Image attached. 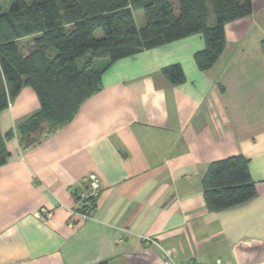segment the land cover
Returning <instances> with one entry per match:
<instances>
[{"label":"crops","instance_id":"obj_1","mask_svg":"<svg viewBox=\"0 0 264 264\" xmlns=\"http://www.w3.org/2000/svg\"><path fill=\"white\" fill-rule=\"evenodd\" d=\"M253 6L226 23L209 69L195 60L202 33L121 58L70 122L28 146L16 127L41 103L21 89L0 112L2 134L15 132L0 166V264H164L160 245L178 263L264 264V0ZM173 64L179 84L164 74ZM235 155L250 160L258 194L210 210L203 177ZM91 175L100 190L83 218Z\"/></svg>","mask_w":264,"mask_h":264},{"label":"trees","instance_id":"obj_2","mask_svg":"<svg viewBox=\"0 0 264 264\" xmlns=\"http://www.w3.org/2000/svg\"><path fill=\"white\" fill-rule=\"evenodd\" d=\"M5 1L0 0V112L25 86L35 90L41 103L16 127L23 146L37 141V134L47 128L70 122L83 102L101 90L105 71L121 58L202 33L205 47L195 53V60L200 69H209L225 48L226 23L254 9L253 0H8V8ZM141 8L145 25L139 28L133 11ZM99 29L102 37L96 36ZM27 38L35 47L25 52L21 41ZM164 74L174 84L185 80L180 64L164 68ZM14 134L0 130V166L11 156L7 138ZM249 162L235 155L210 163L203 177L210 210L257 196ZM86 196L81 197L85 206L80 212L88 204L94 207L95 197Z\"/></svg>","mask_w":264,"mask_h":264},{"label":"built area","instance_id":"obj_3","mask_svg":"<svg viewBox=\"0 0 264 264\" xmlns=\"http://www.w3.org/2000/svg\"><path fill=\"white\" fill-rule=\"evenodd\" d=\"M90 188H91V192L86 197H92V196L96 197L99 190H100V182H99V179L95 175L90 176ZM92 210H93V205L88 204L85 208V211L80 212V215L83 218H88V217H90V212ZM45 214H46V216H50L51 212L46 211ZM143 240L146 243H151V242L157 243V241L151 236H143ZM160 248L163 252L164 264H205L204 262L196 260V259L189 260L185 263H178L175 260V253L173 250L164 248L161 245H160ZM220 262H221V260H218V263H220Z\"/></svg>","mask_w":264,"mask_h":264},{"label":"rangeland","instance_id":"obj_4","mask_svg":"<svg viewBox=\"0 0 264 264\" xmlns=\"http://www.w3.org/2000/svg\"><path fill=\"white\" fill-rule=\"evenodd\" d=\"M27 1H28V2H31V0H27ZM3 4H4V7H5V8H8L9 5H10V2H9L8 0H6L5 2H3ZM133 13H134V17H135V20H136V24H137V26H138L139 28L143 27V26L145 25V16H144V11H143V9H142V8H141V9H134ZM212 14H213V13L211 12V20H210V24H211V25H213V24L215 23V16L212 15ZM96 36H97V37H102V36H103V32H102L101 29H99V30L96 31ZM21 42H22L21 46H22V48H23V50H24L25 52H28L29 50H31L32 46H31V40H30L29 38L24 39V40H22ZM86 59H87V57H84L83 59H80V60L78 61L79 65L82 66L83 62H84ZM47 129H48V128H47ZM47 129H46V130H47ZM46 130H45V131H46ZM45 131H43V133H44ZM24 141H26V143H29V141H30V137L27 138V139H25Z\"/></svg>","mask_w":264,"mask_h":264}]
</instances>
